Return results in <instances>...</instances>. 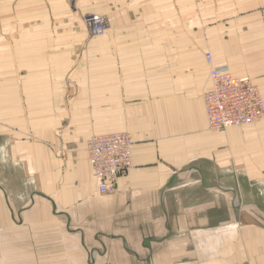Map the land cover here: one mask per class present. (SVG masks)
Listing matches in <instances>:
<instances>
[{
  "label": "crops",
  "instance_id": "crops-1",
  "mask_svg": "<svg viewBox=\"0 0 264 264\" xmlns=\"http://www.w3.org/2000/svg\"><path fill=\"white\" fill-rule=\"evenodd\" d=\"M207 52L264 96V0H0V264H264V118L208 129Z\"/></svg>",
  "mask_w": 264,
  "mask_h": 264
},
{
  "label": "built area",
  "instance_id": "built-area-1",
  "mask_svg": "<svg viewBox=\"0 0 264 264\" xmlns=\"http://www.w3.org/2000/svg\"><path fill=\"white\" fill-rule=\"evenodd\" d=\"M93 34L105 30L106 17L90 14L86 19ZM209 85L203 93L208 129L214 132L251 124L264 118V96L249 76H235L228 64H216L206 53ZM133 139L125 131L95 134L88 138L86 151L94 168L97 190L111 194L118 178L133 165Z\"/></svg>",
  "mask_w": 264,
  "mask_h": 264
},
{
  "label": "rangeland",
  "instance_id": "rangeland-1",
  "mask_svg": "<svg viewBox=\"0 0 264 264\" xmlns=\"http://www.w3.org/2000/svg\"><path fill=\"white\" fill-rule=\"evenodd\" d=\"M82 12H84L83 10L81 11V13H80V17L82 18V21L84 22V24H85V26H86V28H87V31H88V33L90 34V36H95V35H99V34H93L92 32H91V29L89 28V25H88V23H87V21H86V19H87V17L90 15V14H99V15H103V16H105L106 17V25H107V23H108V17H107V15H105V14H103V13H101L100 11H92V13H88V12H84V13H82ZM106 25H105V27H106ZM102 34V33H101ZM4 115V119H7V117H8V114H3ZM2 116V115H1ZM0 116V117H1ZM2 117H1V120H0V127L2 128L3 126H5V125H7L6 124V122H4V121H2ZM263 120V119H262ZM261 120V121H262ZM261 121H259V122H261ZM259 122H256V123H259ZM68 125H69V121H63V123H62V127L59 129V131L58 132H64V128H66V127H68ZM58 151L59 152H61L62 151V147H59L58 148ZM57 151V152H58Z\"/></svg>",
  "mask_w": 264,
  "mask_h": 264
}]
</instances>
